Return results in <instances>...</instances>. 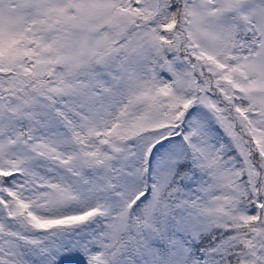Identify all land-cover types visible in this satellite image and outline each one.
Listing matches in <instances>:
<instances>
[{"label":"snow or ice","instance_id":"1","mask_svg":"<svg viewBox=\"0 0 264 264\" xmlns=\"http://www.w3.org/2000/svg\"><path fill=\"white\" fill-rule=\"evenodd\" d=\"M0 264H264V0H0Z\"/></svg>","mask_w":264,"mask_h":264}]
</instances>
